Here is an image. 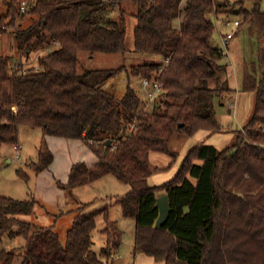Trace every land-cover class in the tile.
<instances>
[{
    "label": "trees",
    "instance_id": "obj_1",
    "mask_svg": "<svg viewBox=\"0 0 264 264\" xmlns=\"http://www.w3.org/2000/svg\"><path fill=\"white\" fill-rule=\"evenodd\" d=\"M124 1L136 11L128 12ZM8 5L7 15L0 16V38L13 33L18 51L27 59L36 54L39 68L17 71L12 57L0 52V150L19 145L21 126L41 128L46 137L85 141L98 161L93 167L75 164L67 186L109 175L130 186L117 204L136 220V256L163 264H264V0H9ZM213 16L239 20L234 36L244 29L256 39L257 59L244 78V90L256 96L252 116L243 130L233 131L232 145L196 144L171 180L151 186V177L178 162L175 138L229 132L215 106L216 99H232L229 63L224 49L212 44L217 29L222 38L227 34ZM130 17L137 21L132 48ZM129 52L155 59L132 69L123 97L107 90L128 71L123 66L85 67L98 54ZM132 77L159 83L166 99L146 110ZM153 155L166 156L168 163L157 164ZM53 162L44 141L33 167L41 173ZM19 174L29 179L23 170ZM163 195L171 211L157 227L156 204ZM36 204L0 196V244L6 235L25 242L19 256L0 250V264H14L17 257L21 264H110L122 233L110 223L109 207L80 211L62 244L55 230L20 218ZM100 216L108 227L98 252L94 232Z\"/></svg>",
    "mask_w": 264,
    "mask_h": 264
},
{
    "label": "rangeland",
    "instance_id": "obj_2",
    "mask_svg": "<svg viewBox=\"0 0 264 264\" xmlns=\"http://www.w3.org/2000/svg\"><path fill=\"white\" fill-rule=\"evenodd\" d=\"M8 2L9 0H0V16L7 15ZM125 2L130 3L129 5L125 4L128 12L136 11V6L130 1ZM185 7L186 2L184 1L182 3L183 14ZM213 18L215 19L214 16ZM180 21L181 18L177 19L175 25L179 26ZM27 22V25H29L30 18H28ZM136 22L135 17H130L128 46L131 48L134 46ZM226 29L229 31L232 28L223 26L224 32H226ZM245 39L252 43L253 48L245 44ZM212 44L224 49L227 55L225 59L227 62H230V58L238 61V59H242L243 55L248 62L256 60V39H252L243 33L234 36L227 48L223 45L222 36L219 29H217ZM248 47L250 48L248 49ZM253 49H255L254 52ZM244 50H246L245 54ZM0 52L3 55L12 57L13 65L17 71L26 72L32 68H39L36 54L27 59L18 51L13 33L0 38ZM152 59H155V57L139 53H133L132 55L131 52L127 53L125 57L123 55L98 54L94 59L86 60L85 67L95 70L123 66L128 71L119 74L107 84L108 91L118 97H123L129 86L128 76L132 74V69ZM143 80L140 77H132L130 80L131 87L140 96L142 107L146 110H152L154 105H159L166 98L160 91L157 94L155 93L154 99H151L150 92L143 87ZM220 100L222 101V99L215 100V106L220 103ZM233 102V98L226 97L223 103L225 106H229ZM44 141H46L49 149L54 154V162L48 170L38 173L33 166L39 160L40 150ZM234 142L235 140L229 144L231 145ZM184 146L185 138H175L172 149L182 153ZM17 147L20 149H17ZM9 159H11V162H9ZM97 161V156L85 141L46 137L41 128L21 126L19 145H4L0 150V196L20 201H36L37 204L33 213L21 215L20 218L38 226L55 230L59 233L62 244H66L68 231L73 226L80 211L85 209L84 212H90L109 207L111 212L110 223H113L112 226L122 233L120 237L121 244L114 250L110 264H139L134 254L136 220L126 217L121 206L117 204L119 198L126 196L130 192V186L119 181L114 175L106 176L97 182L77 188H69L67 186L72 167L75 164L85 162L90 167H93ZM153 161L163 165L168 163V158L163 155H153ZM20 170H23L29 176L28 180L20 176ZM107 227L108 223L104 217H98L97 229L94 232L95 248L98 252L106 245L107 235L103 234L102 231ZM24 244L23 238H9L6 235L0 244V250L12 251L19 256L23 252L22 247ZM21 261L22 259L17 257L14 264H21Z\"/></svg>",
    "mask_w": 264,
    "mask_h": 264
},
{
    "label": "crops",
    "instance_id": "obj_3",
    "mask_svg": "<svg viewBox=\"0 0 264 264\" xmlns=\"http://www.w3.org/2000/svg\"><path fill=\"white\" fill-rule=\"evenodd\" d=\"M106 1H112V0H106ZM237 30V29H232ZM228 29H226V33H228ZM243 33L246 36L252 37L247 30H240L237 34ZM236 34V35H237ZM235 35V36H236ZM255 39V38H254ZM231 40L227 44H223L227 48L230 45ZM245 44L250 45L251 48H253L252 43L248 39H245ZM256 46V45H255ZM250 47H248L249 49ZM255 49H253V52ZM256 55H257V48H256ZM246 53V50H244V54ZM244 56V55H243ZM242 56V59L232 60L229 59L230 62L229 66L227 67V79L229 82L230 88L234 91L232 93V98L234 99V102L231 103L229 106L224 105V100H220L219 104H216V118L219 122L229 130L228 133H218V134H212L207 131H200L198 132L194 137L191 138H185V146L184 149L179 153V160L176 163V165L169 171L165 173H159L154 175L149 179V184L151 186L160 185L163 184L169 180H171L174 175L177 173L182 160L186 156V154L189 152V150L195 146L196 144L200 142H206L207 144L213 145L219 149H222L226 146H229L233 140H235V134L233 131H240L245 128L247 125L249 119L252 116L253 109L255 106V93L252 91H245L244 90V78L247 72V69L250 67V65L255 62L256 60H251L248 62L247 58ZM257 59V56H256ZM229 144V145H228ZM232 145V144H231ZM9 162H11V159H9ZM136 260L139 264H163V263H157L153 258L148 257L143 254H139L136 256Z\"/></svg>",
    "mask_w": 264,
    "mask_h": 264
},
{
    "label": "built area",
    "instance_id": "obj_4",
    "mask_svg": "<svg viewBox=\"0 0 264 264\" xmlns=\"http://www.w3.org/2000/svg\"><path fill=\"white\" fill-rule=\"evenodd\" d=\"M23 11H25V8L23 7ZM217 25H221L220 23L223 24L224 27L226 28H237L241 22L239 20H232V19H220V18H216L215 19ZM229 30L227 34V36H225L224 38H222L224 44H227L231 39L234 38V31L233 30ZM143 87L145 89H147L150 93L149 95L151 96V99H154V95L155 93L157 94V92L161 91V86L159 83L155 82V83H151L148 79H144L143 80ZM17 149H20L19 147H17Z\"/></svg>",
    "mask_w": 264,
    "mask_h": 264
},
{
    "label": "water",
    "instance_id": "obj_5",
    "mask_svg": "<svg viewBox=\"0 0 264 264\" xmlns=\"http://www.w3.org/2000/svg\"><path fill=\"white\" fill-rule=\"evenodd\" d=\"M110 144H111V142H108L107 146H110ZM156 206L160 210V215H159V218H158L157 223H156V226L159 227L168 220V217H169V214L171 211L168 195L160 196L157 199Z\"/></svg>",
    "mask_w": 264,
    "mask_h": 264
}]
</instances>
